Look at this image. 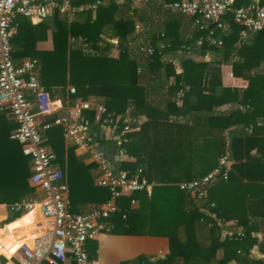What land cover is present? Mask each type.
Listing matches in <instances>:
<instances>
[{"label": "trees", "instance_id": "obj_1", "mask_svg": "<svg viewBox=\"0 0 264 264\" xmlns=\"http://www.w3.org/2000/svg\"><path fill=\"white\" fill-rule=\"evenodd\" d=\"M92 1L74 0L71 5L77 8ZM172 1L174 0H146L143 4H146L147 10L131 4L111 2L99 6L95 12L89 9L74 12L71 21L57 11L52 18L36 25L25 17L20 18L17 34L11 40L12 59L17 65L26 59H37L39 61L37 74L41 84L53 99H60L64 106L71 107L79 99L86 101L94 97L101 99L107 110L121 116L122 120L129 117L134 121L141 115L149 117V110L152 107L148 90L141 86L143 77L145 74L155 75L152 81L155 86H159L157 80L160 81L162 77L157 76L156 73L165 70L167 79L170 74L175 75L173 60L164 63L163 59L176 56L181 59L183 71L175 75L177 86L174 91L182 94L183 103L187 105L194 97L195 106L199 107L219 96L231 94L234 101L244 109L233 112L234 125L255 127L259 118L264 121V113L258 112L257 74H251L252 68L248 64V56L255 52V47L250 48L241 40L242 27L234 22L233 14L230 13L225 17L229 28L224 32L217 30L215 33V37L222 40V45L213 46L206 39L207 31L193 27L191 18L172 14L165 8L164 5ZM252 1L237 0L236 7L248 5ZM137 22L149 29L146 37L141 40L143 44L155 49L152 56L138 52L141 35L135 33ZM48 31L52 34L53 50L39 51L37 43L46 39ZM79 37L97 53H86L79 44L72 41ZM201 37L202 45L198 46L197 41ZM112 40L118 42L117 58L109 56L110 50L114 48L113 43L110 42ZM238 41L244 43L239 59L233 63V75L247 80L248 85L244 89L231 90L222 86L217 71L219 65L232 56ZM161 45H164V48H161ZM179 53L181 55H178ZM207 53L219 60L197 62L194 59ZM208 70L212 76L216 97L207 96L202 93V88L190 85L199 71ZM71 86L76 91L73 94L69 90ZM175 105L176 101L166 102L167 107H175ZM262 105H264L263 100ZM84 114L86 120L95 121V110L84 111ZM7 115L11 118L9 110L0 114V204L12 205L23 198L37 197V191L29 182L32 175L30 158L23 154L22 146L18 142L10 139L11 131L17 126L12 119L8 120ZM55 117L56 114L50 118V121ZM134 124L135 122L132 126ZM242 133L241 136L248 137L245 132ZM41 134L44 143L54 151L56 162L61 165L65 174L70 190L72 212L80 214L98 204H105L110 199V192L106 188L94 185L91 170L96 166L85 165L79 161L74 154V148L66 150L62 128L54 126L41 131ZM240 137L238 139H241ZM233 147L231 155H228L232 170L227 181L236 178V171L241 172L245 167L251 169L246 162L242 163L239 157L232 154ZM123 148L128 155L136 157L137 160L134 163L123 162L120 169L135 172L142 168L144 175L150 176L156 185L150 197L146 193L123 196L118 202L119 210L109 220L113 226L111 233L165 237L169 240V252L164 258L151 262L149 258L141 257L135 262L136 264H228L230 262L264 264V259H257L251 254L252 247L257 243L253 233L264 229L262 220L238 219L237 226L244 227V234L221 240L220 233L223 227L219 221L222 225L229 221L227 210L221 205L214 204L212 207L209 201H197L192 193L183 191L178 184H174L197 178L186 177L177 180L160 178L154 174L152 163L148 164L137 154L136 142L131 140ZM223 155H227L225 151L221 154ZM261 168L264 172V167ZM241 177L244 178L245 175L242 173ZM247 179L264 181V177ZM132 200H135L137 205L133 206ZM201 209L214 214L215 219L205 216ZM25 214L11 213L1 225L9 224ZM259 250L264 255V241L259 244ZM88 251L89 257L94 259L95 250L88 248Z\"/></svg>", "mask_w": 264, "mask_h": 264}, {"label": "built area", "instance_id": "obj_2", "mask_svg": "<svg viewBox=\"0 0 264 264\" xmlns=\"http://www.w3.org/2000/svg\"><path fill=\"white\" fill-rule=\"evenodd\" d=\"M74 0H0V114L10 111L16 129L11 139L22 146V152L31 160L32 175L30 184L42 197L23 198L12 204L13 213H29L36 209L40 212L44 228L35 236L31 244H22L16 251L20 253V264H100L89 257L87 243L101 232L111 233V216L118 210V202L126 195L146 193L152 195L154 184L144 175L142 168L135 172L114 167L94 146L92 139L78 120L84 111L94 109L98 125L109 126L114 133L116 143L126 154L124 145L131 141L133 120L109 112L104 105L94 108L89 101L76 103L67 115L56 116L58 101L54 100L38 78L39 61L26 59L16 64L11 55V40L17 32V17H25L32 22L44 21L53 17L57 11L73 16L74 12L91 10L111 2L139 6L146 0H93L91 3L72 7ZM237 0H174L166 3L165 8L172 14H181L193 20V27L207 31L206 39L213 46H221L222 40L215 37L217 30L222 32L229 28L225 17L233 14L235 23L242 27L241 39L249 34L264 32V0H253L250 4L236 7ZM142 23L135 24V33L139 38L138 52L152 56L155 49L143 44L146 37ZM79 44L84 52L96 54L81 37L72 40ZM203 38L197 41L202 45ZM114 48L116 40L111 41ZM164 48V45L160 46ZM140 71V69H139ZM70 92L75 93L71 87ZM60 126L64 139L72 142L79 150L89 153L96 163L100 176L96 186L106 188L110 199L84 213L75 214L71 210L70 190L62 168L56 162L54 151L44 143L41 131ZM232 170L228 155L220 157L218 165L204 177L178 184V187L193 194L197 201H207L208 188L220 181H227ZM132 205L136 201L132 200ZM213 207L214 204L211 203ZM233 231H227L225 238H232ZM241 236V234H238ZM264 258V256H262ZM156 258H152L154 262Z\"/></svg>", "mask_w": 264, "mask_h": 264}, {"label": "crops", "instance_id": "obj_3", "mask_svg": "<svg viewBox=\"0 0 264 264\" xmlns=\"http://www.w3.org/2000/svg\"><path fill=\"white\" fill-rule=\"evenodd\" d=\"M62 16L66 19L71 17L68 13H62ZM20 18L23 17L19 16L16 19L17 31L18 19ZM30 22L36 25L42 21L32 22L30 20ZM241 40L246 42L250 48L255 47V52L248 56V64L252 68L251 74H257L258 90L256 98L258 112L264 113V105H262V100L264 101V33H252L246 39ZM243 43L238 41L236 43L237 48L232 56L219 65L217 72L220 74L224 88L231 90L235 88L244 89L248 85L247 80L236 78L233 75V63L239 59ZM37 49L39 51L53 50L51 31H48L45 40L37 43ZM178 55H181V53ZM109 56L117 58L119 56L118 49L112 48ZM194 59L197 62H211L217 61L218 58H213L210 53H207ZM167 61L173 62L175 75L182 73L183 69L179 57H166L163 59L164 63ZM156 75L162 77L160 81L157 80L159 86H155L152 81L155 75L145 74L141 82V86L149 92V102L152 107L149 110V117L141 115L134 119L135 124L133 125L131 140L137 144V154L143 157L148 164L152 163V169L155 170L154 174L160 178L177 180L192 177L200 179L217 166L224 151L225 154L231 155V149L235 145L232 154L237 158L239 157L242 163L246 162L251 166V169L245 167L241 172H235V179L211 185L206 196L207 201L215 205H221L227 210L229 221L223 223L224 225L219 221V224L223 227L220 233L221 240L226 239L225 233L227 231H233L235 235L241 234L242 236L244 227L237 226L238 219L253 220V218H257V220L264 222V181L247 179L248 177H264L261 168L264 167L263 119L259 118L255 127L253 125L244 126L243 124L234 125L233 112L244 109L234 101L231 94H225L223 97L219 96L209 101V103L199 105V107L195 106L196 98L193 97L186 105L181 99L182 94L174 91L177 86L175 75L170 74L169 79H167L165 70H161ZM190 85L202 88V93L207 96L216 97V90L212 85V76L209 70L199 71ZM54 100L58 101L56 103V116L67 115L69 109L74 106H64L60 99ZM167 100L176 101L175 107H167ZM82 101L79 99L76 103ZM86 101H89L93 108L96 105H104L101 99L94 97H90ZM7 116L8 120H11L10 116ZM78 122L86 128L99 152L102 153L101 147L104 148V156L110 160L114 167L120 168L123 162H136V157L127 153L122 154L109 126L98 125L96 121L86 120L84 113L82 119ZM13 131L10 133V139ZM242 132H245L248 137L241 136L243 135ZM238 137L241 139H238ZM64 145L66 150L74 148L77 159L85 165L96 166L91 170V176L96 186L100 171L89 153L77 149L72 142L65 139ZM232 162L235 163L234 160ZM57 164L61 167L59 163ZM242 173L245 175L244 178L241 177ZM147 178L156 185L150 176ZM179 183L182 182L174 184ZM36 195L39 198L42 197L39 192ZM10 206L0 204V264L2 260L4 264H20V253H14L17 245L23 241L31 240L35 236V229L36 234L39 235L44 228L43 218L37 209L30 213L29 221L27 220L29 216H26V213L25 216L23 215L24 217L22 216L23 218L20 217L9 224L1 225L13 213ZM89 206L92 207L93 205ZM201 212L205 216L215 219V215L208 210L201 209ZM253 236L257 239V243L252 247L251 254L255 258L263 260L262 256L264 255L260 253L259 244L264 241V229L262 228V230L253 233ZM23 244H26V242ZM87 244L89 249L95 250L94 259L100 264H136L135 262L141 257H147L152 262V258H156V260L164 258L169 252V240L165 237L101 232ZM228 264L236 263L230 262Z\"/></svg>", "mask_w": 264, "mask_h": 264}, {"label": "bare ground", "instance_id": "obj_4", "mask_svg": "<svg viewBox=\"0 0 264 264\" xmlns=\"http://www.w3.org/2000/svg\"><path fill=\"white\" fill-rule=\"evenodd\" d=\"M30 213H31V212L27 213L26 216H29ZM27 220H28V221L30 220V216L27 217ZM34 232H35V236L38 235V234H36V229L34 230ZM35 236H34V237H35ZM34 237H33V238H34ZM33 238H32L31 240H27V241H23V242L19 243V244L17 245L16 249L14 250V253L20 248V246H21L24 242H26V243H28V244H31ZM14 253H13V254H14Z\"/></svg>", "mask_w": 264, "mask_h": 264}, {"label": "rangeland", "instance_id": "obj_5", "mask_svg": "<svg viewBox=\"0 0 264 264\" xmlns=\"http://www.w3.org/2000/svg\"><path fill=\"white\" fill-rule=\"evenodd\" d=\"M139 7L146 8V4L145 5L144 4H141V5H139ZM146 10H147V8H146ZM72 18H73V16L69 17V19H67V20L70 21V19H72ZM1 262H2L1 264H4V261L3 260Z\"/></svg>", "mask_w": 264, "mask_h": 264}, {"label": "water", "instance_id": "obj_6", "mask_svg": "<svg viewBox=\"0 0 264 264\" xmlns=\"http://www.w3.org/2000/svg\"><path fill=\"white\" fill-rule=\"evenodd\" d=\"M101 150H102V154L104 155V154H105V152H104V148L101 147Z\"/></svg>", "mask_w": 264, "mask_h": 264}]
</instances>
